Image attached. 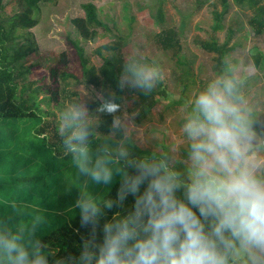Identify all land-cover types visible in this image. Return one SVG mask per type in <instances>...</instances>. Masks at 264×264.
<instances>
[{
    "label": "clouds",
    "instance_id": "obj_1",
    "mask_svg": "<svg viewBox=\"0 0 264 264\" xmlns=\"http://www.w3.org/2000/svg\"><path fill=\"white\" fill-rule=\"evenodd\" d=\"M163 78L162 69L133 46L123 56L117 85L121 91L132 89L147 96ZM242 84L224 62L187 100L181 131L188 142V183L167 160L133 159L123 145L114 157L93 160L83 96L58 111L57 134L64 155L71 156L79 173L97 184H109L113 179L109 164H119L122 158L135 169V174H123L116 201L122 205L131 195L132 210L106 220L99 243L101 204L111 209L113 201H100L89 193L77 198L81 225H91L80 264H264V159L253 151L257 133ZM97 99L101 102L95 112L112 115L113 134L120 130L127 139L133 115H115L122 109L114 92L108 98L97 94ZM180 189L183 198L176 195ZM23 239L21 232H0V264H48L41 246L36 244L30 255Z\"/></svg>",
    "mask_w": 264,
    "mask_h": 264
},
{
    "label": "rangeland",
    "instance_id": "obj_2",
    "mask_svg": "<svg viewBox=\"0 0 264 264\" xmlns=\"http://www.w3.org/2000/svg\"><path fill=\"white\" fill-rule=\"evenodd\" d=\"M85 1L42 2L38 25L30 30L34 33L38 49L24 59V65L32 68L23 84L29 90L39 87L40 98L50 97L41 103L43 111L52 113L47 116V121L56 123V131L50 130V133L57 132L58 111L68 101L81 96L87 104L90 124L94 128L98 120L99 114L91 103L97 99V94L103 95L104 87L85 84L73 41L78 40L90 64L99 67L102 59L97 54V48L104 44L112 45L122 37L119 49L112 52L103 50L102 55L113 57L116 65L121 66L123 56L128 54L131 47H137L148 61L162 69L164 78L155 87L156 93L146 98L130 97V91L124 90L123 97L126 98L122 103V114L133 115L134 124L127 139L123 132V139L118 144H107L114 153L121 145L129 155L145 156L149 151L162 155L168 153L171 167L189 179L187 173L191 165L189 157L183 156V150H188V142L181 131V117L191 93L202 88L220 70L215 65L214 54L201 49L196 40L215 38L222 44L227 40V31L231 26L234 30L229 44L232 51L226 63L243 80L241 93L252 108L253 128L257 133L253 151L258 158L264 159V130H261V127L264 128V36L256 37L250 29L247 22L250 8L227 0L229 10L222 21L224 29L215 30V14L223 9V0H91L102 22V25H91L86 21ZM3 2L8 15H13L19 9L15 0ZM161 4L164 6V26L173 27L180 33L185 64H178L176 58L162 49L156 38L162 29L157 18ZM53 70L57 74H52ZM96 134L100 135L101 132L96 130ZM108 137L114 139L113 134ZM41 145L44 156L47 153L51 157L54 151L43 141ZM122 162L120 159L119 164H109L113 169V179L109 184L95 183L96 187L91 188L94 197L109 189L112 182L122 179L126 172ZM117 167L121 169L120 172H116Z\"/></svg>",
    "mask_w": 264,
    "mask_h": 264
},
{
    "label": "trees",
    "instance_id": "obj_3",
    "mask_svg": "<svg viewBox=\"0 0 264 264\" xmlns=\"http://www.w3.org/2000/svg\"><path fill=\"white\" fill-rule=\"evenodd\" d=\"M47 1L50 0H15L19 9L13 15H8L3 0H0V137L5 131L4 123H9L11 128L18 129L24 123L30 122L32 130L23 133V140L14 143V138L10 136L8 145L11 148L16 147L17 151H22L29 158L38 159L39 163L35 168L36 173H22L15 180L6 182L8 185L12 184L13 195L0 196V232H21L24 237L22 243L28 248L30 255L33 247L39 244L48 264H80L79 257L83 241L91 238V225H81L79 209L75 207V202L82 193H92L91 195L94 197L91 188H95L96 184L90 180V176L79 173L70 155H64L63 145L57 132H49L50 130L56 131V123L47 121V116L52 113L43 111L41 103L48 101L50 97L40 98L39 87L29 90L23 84L26 76L30 73V68H32L24 65V59L38 49L34 33L30 30L38 25L40 4ZM234 1L239 6L251 9V14L248 15V25L256 37L264 36V0ZM223 2V9L215 14V30L224 29L222 21L228 13L229 3L227 0H223ZM83 8L86 13V21L89 24L102 25L98 18V9L91 0H86L83 3ZM163 8V4L158 6L157 18L162 29L156 38L162 49L176 58L178 64H185L180 33L173 27L164 26ZM233 35L234 30L230 26L227 31V40L224 43L221 44L215 38L210 40L198 38L196 44L204 51L214 54L215 65L221 70L227 56L232 51L229 44ZM121 38L112 45L104 44L97 48V54L102 59V65L99 67L90 64L84 47L78 40L73 41V44L81 61L85 84L95 87L103 85L105 98H108L110 92H114L122 109V103L126 97H123L124 90L121 91L118 88L117 82L123 64L117 66L113 57L102 55L103 50L112 52L119 49ZM260 55L262 56V54ZM257 63L260 64L259 61ZM52 74L57 73L53 70ZM64 75L67 74L64 73ZM127 90L130 91V97L146 98L150 95L145 96L137 90ZM155 93L154 89L151 94ZM100 102L99 99L94 100L91 107H97ZM182 102L184 103V100ZM115 115H122V111ZM112 119V115L99 114L97 120L99 123L96 122V129L92 124H89L92 135L89 136L88 143L93 160L105 155L114 157L115 153L107 143L118 144L123 139L122 131L116 130L113 134ZM96 130L101 132L102 137L96 134ZM261 130L264 128L261 127ZM110 134L114 135V139L108 137ZM42 141L54 151L51 157H48L47 153L44 156ZM183 151V156L188 158V150ZM5 154L17 156L16 153L9 152L0 153V156L6 157ZM129 156L133 159L142 157L156 160L165 159L171 167V157L168 153L162 155L149 151L145 156L138 154ZM122 161L126 172L129 175L135 174V169L128 168L123 159ZM85 178L88 179L85 180ZM180 179L184 183L189 181L188 178L181 175ZM121 182L122 179L112 182L109 189L96 196L100 201H113L111 209L104 208L101 204L102 213L96 228L98 243L102 241V229L106 220H112L116 214L127 215L132 210L133 197L131 195L126 197L122 205L116 202ZM39 189L43 190L44 196L39 198L40 208H37L34 206L37 198L33 196V190ZM24 191L25 194H22ZM141 191H143V186H141ZM183 192L184 189H180L176 195L183 198Z\"/></svg>",
    "mask_w": 264,
    "mask_h": 264
},
{
    "label": "crops",
    "instance_id": "obj_4",
    "mask_svg": "<svg viewBox=\"0 0 264 264\" xmlns=\"http://www.w3.org/2000/svg\"><path fill=\"white\" fill-rule=\"evenodd\" d=\"M29 123L30 122L24 123L23 126H20L18 129L15 127L11 128L9 123H4L3 127L5 128V131L0 137V153H16L17 156L13 157L7 154H5L6 157L0 156V196L13 195L12 184L8 185L6 182L15 180V178L21 176L22 173L30 174L37 172L35 168L39 165L37 162L38 159L29 158L28 156H25L26 154L22 153V151H17L16 147L11 148L8 145L10 136L14 138V143L23 140V133L32 130V126H30L32 124ZM18 192H21V190H18ZM22 194H25V191L22 192ZM33 196L37 198V202L34 203V206L40 208L39 198L44 196L43 190H33Z\"/></svg>",
    "mask_w": 264,
    "mask_h": 264
}]
</instances>
